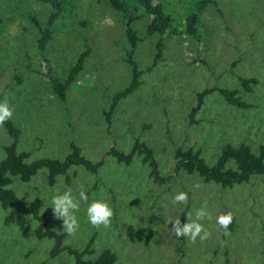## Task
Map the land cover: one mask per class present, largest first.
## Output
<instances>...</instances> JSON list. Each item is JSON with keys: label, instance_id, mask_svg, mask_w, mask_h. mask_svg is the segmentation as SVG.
Instances as JSON below:
<instances>
[{"label": "rangeland", "instance_id": "obj_1", "mask_svg": "<svg viewBox=\"0 0 264 264\" xmlns=\"http://www.w3.org/2000/svg\"><path fill=\"white\" fill-rule=\"evenodd\" d=\"M121 1L139 17L132 24L140 38L134 60L141 85L117 103L108 125L104 112L131 78L119 13L106 0H74L71 12L54 20L40 55L38 29L29 17L44 28L50 6L0 0V103L13 110L10 121L19 130L16 152L27 153L26 162L63 160L73 143L85 160L102 161L95 174L73 166L48 186L46 171L40 169L26 182L12 177L8 188L25 204L38 200L39 215L47 221L44 230L61 234V247L83 253L84 261L108 250L115 256L112 264H264V177L222 188L172 172L176 149L197 151L212 166L225 145L244 144L253 154L264 145V0H215L199 11L193 0H152L170 18L173 35H163L160 60L149 71L158 36L145 35L147 20L140 7ZM189 14L196 17L191 36L184 25ZM86 48L82 70L59 99L49 79L62 81ZM237 77L255 78L257 84L245 92ZM205 89L236 90L250 106H231L212 91L190 124V109ZM135 140L152 150L159 174L170 177L166 182L152 181L141 155L134 154L127 165L107 155L111 147L128 154ZM11 142L0 126V160ZM69 189L77 199L81 190L88 197L80 202V226L73 236L63 232L51 208L52 197ZM180 192L187 193V204L173 205ZM94 200L112 208L110 228L96 229L88 222L86 209ZM205 202L211 219L201 223L211 237L195 244L177 238L169 222L180 219L187 207L186 223L188 214L194 218ZM228 212L233 214L230 237L216 224V217ZM36 226L30 216L0 207V264H74L66 250L50 257L53 240L37 239Z\"/></svg>", "mask_w": 264, "mask_h": 264}, {"label": "trees", "instance_id": "obj_2", "mask_svg": "<svg viewBox=\"0 0 264 264\" xmlns=\"http://www.w3.org/2000/svg\"><path fill=\"white\" fill-rule=\"evenodd\" d=\"M38 2L48 4L51 8L44 28L40 29L34 18L29 17L35 27L38 29L37 50L43 53L46 43L51 39L50 27L54 20L60 14L71 12L74 5V0H36ZM110 6L119 13L123 21V30L127 43L125 49L124 59L130 67L131 78L129 84L122 90L115 93L111 99V103L104 112L106 124L109 125L111 115L117 103L126 96L133 93L140 85L141 71L137 69V64L134 60V52L136 44L140 41L136 30L133 26V21L139 17L133 15V11L128 8L126 3L121 0H106ZM134 8L140 7L142 10L141 17L147 20L145 26V35L151 36L156 34L158 39L155 43V54L152 59L151 66L147 71L151 70L155 64L160 60L163 35H173L171 29V20L162 11V6L159 4H152V0H128ZM207 5H215V0H193L194 10L199 11ZM128 19V20H127ZM196 17L194 14H189L185 20V32L188 36L195 33ZM89 50L86 48L76 58L74 64L67 71L62 81L56 79H49L50 89L54 95L59 99L64 98L66 89L74 81L83 67V61L88 55ZM239 87L245 92H250L251 87L257 84L255 78H236ZM212 91H218L225 101L234 107L246 109L250 105L242 102L237 96L236 90L227 89H205L196 95V104L190 109L188 121L190 124L196 123L194 116L202 104V98ZM3 127L5 131L12 138V142L3 148L4 158L0 160V207L2 209L12 208L16 213L24 216H30L36 221L35 237L37 239L47 238L53 240V246L49 251V256L54 257L60 251L66 252L73 256L74 264H112L115 261V256L108 250L100 252L96 259L84 261L81 259V252H77L68 247H61L62 235L56 234L53 231L44 230L46 219L39 215V202L34 199L25 204L19 199L8 186L11 183L12 177H17L20 181L26 182L40 169L46 171V184L52 186L55 182V177L58 175H66L68 169L73 166H82L92 174H95L98 168L102 165V161L90 163L80 155V150L73 143L69 144L70 153L63 160L55 159H37L26 162L28 154L25 152H16L15 146L18 139L19 130L15 128L10 120H7ZM134 154L141 155V161L149 168V176L156 184H163L170 177H162L158 171V163L153 157L152 150L146 147L143 143L135 140L130 152L123 154L112 147L108 150L107 155L112 156L118 163L127 165ZM174 166L173 173L179 171L186 175H196L203 183L212 182L222 188H230L236 184L248 183L250 177H264V145H259L256 154H253L249 147L240 144L236 147L225 145L222 147L220 154L212 166H207L199 157V153L193 152L190 149L182 151L176 149L173 154ZM232 163V164H230ZM229 164V165H227ZM68 182V176L64 178ZM187 207L184 208L180 214L181 223L184 221ZM233 223V221H232ZM231 229L229 226L228 231Z\"/></svg>", "mask_w": 264, "mask_h": 264}, {"label": "clouds", "instance_id": "obj_3", "mask_svg": "<svg viewBox=\"0 0 264 264\" xmlns=\"http://www.w3.org/2000/svg\"><path fill=\"white\" fill-rule=\"evenodd\" d=\"M13 115V110L7 103H0V126H2L7 120H10ZM195 187H199L196 185ZM88 197L85 191L79 192V199L73 196L71 189L64 191L62 194H56L52 197V213L56 220L62 221L63 232L69 236H73L79 230V221L76 213L80 210V202H87ZM188 195L185 192L176 194L171 203L187 204ZM11 211V209H10ZM86 215L90 225L96 229L103 227L108 229L111 227L112 218L114 212L107 202L102 200H94L90 203L86 209ZM205 219H211V215L207 209V202L195 212V217L192 214H188L187 222L181 223L180 219L170 221V231L174 233L177 238L184 237L187 240L195 244L199 239L201 242L208 240L211 237L209 232L201 223ZM233 214L228 212L226 214H220L216 217L217 230H223L224 236L230 237L231 233L228 231L229 226L232 224Z\"/></svg>", "mask_w": 264, "mask_h": 264}]
</instances>
